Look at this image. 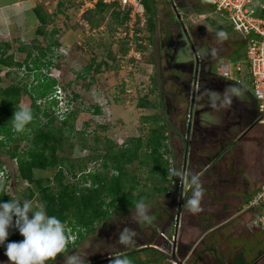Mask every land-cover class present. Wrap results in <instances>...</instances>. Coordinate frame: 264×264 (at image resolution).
<instances>
[{"label":"rangeland","instance_id":"1","mask_svg":"<svg viewBox=\"0 0 264 264\" xmlns=\"http://www.w3.org/2000/svg\"><path fill=\"white\" fill-rule=\"evenodd\" d=\"M257 1L264 2V0ZM35 3L36 6L41 5L52 16V21L45 27L46 34L44 36L33 35L35 30L40 27L36 18L34 21L37 25L28 31L23 21L15 18L12 19L8 30L0 29V42L7 41L12 44V50L8 54L13 55L17 62L25 61L27 56V53L19 51L22 45L29 44L30 46L36 45L38 48H47L52 40L60 43L59 47H54L47 54L45 61L52 63L48 69H43L42 72H47L49 78L55 79L65 91L67 98L73 100L72 108L77 113L76 132L83 133V138L87 142V147L83 148V141L77 134L65 143L64 150L60 152V155L69 158L75 164L85 162V172L102 170L101 159L95 162L90 161L89 158L103 156L105 147L109 144L108 141L117 144V146H125L126 142L133 138H146L151 122H144L142 118L159 115L163 119L169 120L170 123H175V127H178L177 130L181 133L173 141L172 128L168 129L170 153H167L168 157L166 158L168 159L171 155L178 170L183 169L186 149L188 148L189 151L194 149L192 160L189 157L187 174L199 177L205 188L201 207H206L204 201H206L207 207L210 206V209L203 208L200 211L202 215L204 214L202 229L212 226L214 223L215 225L220 223L224 218L221 213L222 203L215 202V200L218 201L217 196L214 201L210 198L212 193L215 195V190H210L211 193L206 191L220 185V177L217 174L219 170L223 171L221 168L226 167L224 163L227 161L226 159L215 161L213 165L216 164V169L203 171L207 162L205 157L216 153L218 148L209 143L205 146L202 145L198 128L210 126L218 128L220 131L224 128L225 108H212L208 91L212 90L219 94L223 86L209 78H204V81L199 85V94L196 96L194 109L196 111L204 109L202 112H209L200 113L198 118L200 126L197 128L194 139L191 129L188 127L193 85L190 89V96L186 98L185 95L180 94L181 87L173 82L176 71L171 67V64L167 63L166 54L172 53L167 48L169 40L182 34L180 40L182 45L177 48L178 52L175 57L177 63H197L196 52L200 54L201 62L208 63L211 68H214V65L218 63L225 62L229 64L234 79L223 80L227 82L234 80V84L241 85L244 89V97H248L247 92L253 95V88L246 72L238 74L235 71L236 65L241 61L246 63V47L237 45L243 41V37L239 35L240 31L236 23L222 18L203 0H152V7L156 12L152 19L153 29L151 30L149 25L150 13L145 9L148 23L142 33L143 36L134 38L137 43L133 40L132 43H129L119 36L122 32L129 33L128 21L124 26L117 24L112 19L110 11L97 17L93 26L85 20L84 14L94 8L96 0H35ZM173 3L177 4L179 11L175 9ZM59 4L61 5L58 6ZM197 4L204 6V14L194 10ZM177 14L181 16V21H178ZM30 16L35 17L33 12L30 13ZM24 20L28 21L29 19L25 18ZM185 30L201 33L203 38L193 41L192 37L184 32ZM220 30L228 34L227 40H217L216 32ZM213 48L217 50L215 56L210 55V50ZM125 49L127 50L126 54H124ZM33 53L34 56H37L39 51L35 49ZM88 67H91L89 72L85 70ZM25 68L23 66L4 68L1 73L3 78L1 86L8 87L21 82L22 85L25 83L37 85L35 74H27L22 70ZM146 98L150 106L139 107L140 101ZM31 104L30 97L24 93L20 101L21 107H30ZM42 107L44 108L45 105ZM97 107L101 109L98 114L95 112ZM50 111L54 112L52 108ZM193 119L195 121V116ZM183 123L187 125L188 131L183 128ZM241 132L239 129H233L230 134L233 137L232 140H235ZM219 133L221 135L222 132ZM248 136L250 138L235 143L237 144L235 154L237 158L240 152L243 154V159L249 167L247 177L250 179V184L255 180L256 183H259L258 190L264 181V148L262 150V146H259L260 138L264 137V130L258 126ZM15 137L20 138V135ZM27 143L29 141L25 140L20 143L21 150L28 148ZM9 146H13V144L10 143ZM237 158H235L236 167L240 166L238 160L241 159ZM7 162L10 165H15L14 161H11L5 153L4 148H0V164ZM133 167L138 168L139 164L135 163ZM224 170V174H226V169L224 168ZM54 175L55 172L51 170L36 172L38 179H52ZM136 175L142 184H147L148 188L152 187V182L146 179L149 172L137 170ZM67 176L72 183L80 180L77 177H71L70 174ZM241 180L240 178L234 188L235 191L240 192ZM188 184L189 181L186 182V186ZM169 185L171 184L169 183ZM27 186L29 184L19 178L12 179L7 184L6 190L16 196L23 194ZM230 190L224 195L228 196ZM218 193L220 192L218 191ZM178 201L179 198L176 196L175 198L170 194L159 196L154 193L152 201L148 203L150 215L153 217L151 224L137 223L138 218L134 215V209L126 214H114L106 225L98 226L95 233L89 235L77 248L64 254L61 258L55 257L48 264H67L68 258L72 256L85 258L89 264H107L106 258L111 260L133 250L156 246L148 245L152 239L156 240V244H163L164 241L159 237L160 233L166 231L171 234L173 232L174 217L178 212L176 209ZM173 210H175L174 213ZM167 211L172 213L171 222L168 221L171 223L169 227L167 224L161 225L159 219L163 212ZM258 216V211L250 210V224L254 221L257 224ZM241 226L240 223V228L243 227ZM125 227L132 228L137 232L136 243L131 247H125L118 243L119 232ZM240 228L239 225L229 223L206 235L205 243L200 245V250L204 251L205 245H212V247L208 246L209 254L204 257L203 264H234L240 254L239 249L241 255L247 260L250 259V264H252L251 261H255L258 253L264 249V232L256 234L258 229H254L250 225V235H247L245 234L247 232ZM131 257L138 259L136 255ZM90 260L93 261L90 262ZM0 264H10L6 255H0Z\"/></svg>","mask_w":264,"mask_h":264},{"label":"trees","instance_id":"2","mask_svg":"<svg viewBox=\"0 0 264 264\" xmlns=\"http://www.w3.org/2000/svg\"><path fill=\"white\" fill-rule=\"evenodd\" d=\"M151 1L142 0V3L147 12L150 13L149 25L152 30L154 27L152 19L156 12L152 7ZM194 10L198 13H205L202 4H197ZM106 11H110L112 19L121 26H124L129 20V12L121 11L119 4L116 2L111 4L98 2L92 10L84 14V18L93 26L97 17ZM32 12L40 23V27L35 30L33 35L44 36L46 34L44 31L45 27L52 21V16L41 5H37ZM178 16L179 14H177L178 21H181ZM189 34L193 41L194 39L203 38L201 33L193 30L189 31ZM239 35L242 36L241 34ZM242 37L243 41L237 45L245 46L247 49L250 37ZM59 46L60 43L54 40L51 41L47 48H38L36 45L30 46L29 44L22 45L19 51L27 53V56L25 61L17 62L13 55L8 54L12 50V44L7 41L0 42V136L3 137V140L0 141V148H4L10 159L14 158L17 160L18 171L16 179L19 178L29 184L23 194H17L16 196L10 194L5 188L0 189V201L8 202L10 199H26L33 201L34 206L42 203L49 215H56L66 224L73 227L74 230L79 229V238L76 244L66 245V249L58 254L57 258H61L64 254L70 253L77 248L89 235L95 233L98 226L106 225L114 214H126L134 209L136 201L142 199L148 204L152 201L154 193L159 196L170 193V176L168 173L170 163L166 157L167 153H170L168 129H173V124L159 115L142 118L144 122H151L146 138H133L128 140L125 146H117V144L108 141L109 144L105 147L103 156L89 158L90 161L95 162L101 159L102 170L82 174L78 182H70L68 174L76 178L78 172H85L86 167L85 162L75 164L69 158L60 155V152L64 150L65 143L77 134L83 141L82 147H87L83 133H78L75 129L77 113L73 111L64 121H59L58 117L55 116V112L50 111L54 102H51V105L45 108L38 104L40 99L50 96L57 84L55 79L43 74L42 70L48 69L52 63L51 61H45L47 54L54 47ZM35 49L39 51L37 56H34L33 53ZM126 53L127 50L125 49L124 54ZM239 58H241V55H239ZM30 64L33 65V68L29 67ZM22 66H27L30 72L37 71L35 72L37 85H28L26 83L22 85L21 82L14 83L8 87L1 86L3 81L1 73L4 68ZM215 66L211 68L212 74L215 72ZM85 70L89 72L91 67ZM212 74L209 73L208 69L202 70L201 83L204 78L210 79ZM174 77L176 80H173V82L181 87L180 94L185 95L186 98L190 96V89L195 79L194 73L188 71L176 72ZM24 93L32 101L30 108L33 113V120L24 132L18 133L12 128L11 118L14 111L21 108L20 101ZM138 106L147 108L150 103L146 98L141 100ZM95 112L98 114L101 109L97 107ZM16 135H20V138L15 137ZM23 140L29 141L26 150H21L20 148V143ZM10 143L13 146H9ZM7 147L9 148L6 149ZM135 163L139 164L138 168L133 167ZM48 170L55 172L52 179L36 178L37 171ZM137 170L149 172V176L146 179L152 182V187L148 188L147 184L141 183V180L136 175ZM170 216H172L170 211L163 212V215L159 217L161 225L167 224L169 226L166 220ZM21 240H23V237L19 231L14 227L10 228L9 237L5 245L0 246V255H5L8 242ZM152 244L157 245L159 243L156 244V240L152 239L148 245ZM124 255L130 257L134 264H170L169 260L161 252L151 247L137 251L133 250L130 253L119 256ZM133 255H136L138 259L131 257ZM111 260L107 264H111ZM243 260L241 259L238 264H246ZM87 264L89 263L87 262Z\"/></svg>","mask_w":264,"mask_h":264},{"label":"built area","instance_id":"3","mask_svg":"<svg viewBox=\"0 0 264 264\" xmlns=\"http://www.w3.org/2000/svg\"><path fill=\"white\" fill-rule=\"evenodd\" d=\"M98 2H103L105 4L116 2L119 4L121 11L129 12V20L127 23L129 33L122 32V34H119V36L122 39H125L127 42L129 41V43H132V40L137 43L134 38L143 36L142 33L145 31L148 23L145 7L142 3V0H96L95 4H97ZM204 2L210 5L215 13L220 15L222 18L235 22L242 36L250 37L245 54L246 63H242L241 61L236 65L235 71L238 74L246 72V75L248 76L253 88V96L258 104L260 124L264 127V2L257 0H204ZM174 7L177 11H179L176 3L174 4ZM196 56L197 61H200L201 57L198 52H196ZM23 67L27 68V66ZM29 67L33 68L31 64L29 65ZM26 68L25 70H22L27 72V74L33 75L35 74V72H37L36 70L30 72L28 71V68ZM43 74L48 75L47 72H43ZM215 74L222 79H234L229 64L225 62L218 63L215 66ZM48 77L50 76L48 75ZM194 88H199V82L197 81V79L194 81L193 89ZM51 102H54L52 109L54 110L55 115L60 121H64L71 112L75 111V109L72 108L73 100L67 98L65 91L59 84H56L50 96L40 99L38 101V104H40L41 106L45 105L46 107L51 105ZM1 140H3L2 136H0V141ZM168 160L170 163L169 169L173 167L177 169L171 155L169 156ZM11 161H14L15 165H10L8 164V162L0 164V189H6V186L10 182V180L16 179L18 163L14 158L11 159ZM13 167H15V170H13ZM89 172L93 171L89 170L88 172L78 174V180L80 179L82 174H88ZM169 180L171 184V192L180 193L182 189L186 188V185H182V178L170 176ZM246 209L251 211H258L259 216L257 218V225L260 228L264 229V181L258 191L248 201ZM174 218V231L171 234H168L166 231H164L161 232L159 236L164 242H168L171 246L178 242L177 232L181 227L179 218H177L176 216ZM66 227L68 241L67 245L76 244L79 238V229L74 230V228L69 226L68 224H66ZM154 247L157 248L158 251L162 250L158 246ZM182 261L184 264H188V258L182 259ZM169 263L176 264L175 262H172L170 260Z\"/></svg>","mask_w":264,"mask_h":264},{"label":"clouds","instance_id":"4","mask_svg":"<svg viewBox=\"0 0 264 264\" xmlns=\"http://www.w3.org/2000/svg\"><path fill=\"white\" fill-rule=\"evenodd\" d=\"M218 41L228 39V34L223 31L216 32ZM216 49L210 50V55H216ZM209 91V101L212 108H230L233 99L239 98L244 89L239 84L229 85L223 93L217 94ZM33 120V113L30 107H21L15 110L11 118L12 128L15 132H24ZM169 176L183 178L189 175V190L191 195L185 201L184 206L189 212L195 214L200 212L201 202L205 195V188L198 176L193 174H182L175 167L168 170ZM134 215L137 223L151 224L153 217L150 215L148 204L144 200L134 203ZM15 228L23 237L21 241L8 242L5 255L10 264H48L50 260L62 253L67 245L66 223L56 215H49L46 207L41 203L34 206L33 201L10 199L8 202L0 201V246L5 245L9 237V229ZM137 232L125 227L118 235V243L131 247L136 243ZM67 264H87L85 258L72 256ZM111 264H134V261L124 255L116 256Z\"/></svg>","mask_w":264,"mask_h":264},{"label":"flooded vegetation","instance_id":"5","mask_svg":"<svg viewBox=\"0 0 264 264\" xmlns=\"http://www.w3.org/2000/svg\"><path fill=\"white\" fill-rule=\"evenodd\" d=\"M187 35L189 34L188 31H184ZM190 36V34L188 35ZM182 38V34L178 35V37H176L175 39L169 40L168 44H167V48L171 50V54L167 53L166 54V59H167V63L171 64V67H173V69L178 72V73H182V72H190L189 66L185 69V70H181V69H177L176 68V60H175V49L178 48L180 46V44L182 43L180 40ZM196 64V63H195ZM196 68H197V73H194V81L197 79V81L199 82V85L201 84V73L202 70H209V73H211V67L208 63H204L201 62L200 60V64H196ZM176 75V74H175ZM177 78V77H176ZM213 79V82L220 84L223 86V89L221 90V93H223V91L225 90L226 87H228L229 85H234L235 82H227L225 80H223L222 78L216 76L215 72L211 75V78ZM173 80H176L175 77H173ZM194 81H193V87H194ZM227 82V83H226ZM195 89V88H194ZM193 91V88H192ZM196 92H199V88L196 89ZM248 97H244L243 93L241 94V96L239 98H234L233 99V103L231 105L230 108L227 107H223L224 109V122H225V126L224 128L220 131V129L215 128V127H206V128H200V124H199V116L200 113L203 110H198L197 111L195 109L190 111L189 114V123H188V127L191 129V134L193 135V138L195 139L196 137V131L197 128L200 131L201 134V144L204 146L209 143L212 146H216L218 148L217 152L212 154V155H207L205 157V159L207 160L206 162V167L203 169L204 172L209 171L210 169H216L215 166L216 164L213 165V163L215 161H221L223 159H226V167H223L218 171V176L220 177V185L219 186H214L213 188H210L209 192L215 190L214 192L216 194H218V191L220 192L221 195H224L226 192L228 193V191L230 190L229 194L232 192H235V187L237 186V184L239 183L240 178L242 179L240 181V193L243 195H247L250 197H252L258 188L259 183H256V180L250 184V179L247 177L248 174V165L245 163L244 159H243V154L240 152L238 158L240 160H238L240 163H238V167H236V161L235 158H237L236 156V152H237V144H235L236 142L239 143L240 141H244L245 138H250V136H248L252 131H254L256 129V127H261L264 130V127L260 124V113H259V109H258V104L257 101L255 100L254 96L251 95L250 93H248ZM194 108H195V104H194ZM217 109H219L220 107H216ZM214 108V109H216ZM207 109V108H206ZM208 113L209 111H205L202 113ZM195 114V115H194ZM195 116V121L193 119V117ZM233 129L235 130H240L242 131L241 134H239L235 140H232L233 137L232 135H230L233 131ZM219 132H222L221 135ZM255 140V139H254ZM239 141V142H238ZM259 146H262V150L264 148V137L260 138L259 140ZM194 149H191V151H189L190 153V160L192 155H193ZM264 155V153H263ZM237 158V159H238ZM223 164V165H224ZM213 165V166H212ZM263 165H264V160H263ZM226 169V174H224ZM202 174V173H201ZM200 174V175H201ZM189 176V175H188ZM222 178V179H221ZM249 179V180H248ZM188 181V180H187ZM189 185V184H188ZM226 189V190H225ZM211 190V191H210ZM232 191V192H231ZM190 190L188 189V192L186 193L187 195H189ZM264 255V252L260 255V258ZM262 264H264V261L262 262Z\"/></svg>","mask_w":264,"mask_h":264},{"label":"crops","instance_id":"6","mask_svg":"<svg viewBox=\"0 0 264 264\" xmlns=\"http://www.w3.org/2000/svg\"><path fill=\"white\" fill-rule=\"evenodd\" d=\"M35 7H36L35 0H0V29L8 30L10 28V25L12 24V19L15 18H17L18 20L20 19L19 21H23V24L27 26V31L34 28L37 24H35L34 21L35 17H31L30 13L33 11ZM25 18H28L29 20L25 21L24 20ZM175 126H176L175 123H173V129H172V132L174 134L173 141L177 139V136L180 133L177 130L178 127ZM182 126L183 128L187 129V125H185V123H183ZM180 172L182 173V170ZM182 185H186V181L184 182V184L182 182ZM188 189H189V185H187L186 188L184 189L186 193L188 192ZM169 194L173 195L174 198L175 196L179 198L178 192H170ZM190 195L191 193H189V195L186 194L185 201ZM210 198H212L213 201L216 198L218 201L215 200V202L222 203L221 213L223 214L224 218L221 219L220 223H216V225L214 223L212 226H208V227L206 226L205 229H202L204 214L202 215V212H199L198 214H193L189 212L188 209L184 206L185 201L182 204L180 217H179V222L181 224V227L177 232L178 233L177 245L179 246L180 257L182 259L188 258V264H203L204 257L208 256L209 254L208 252V250H210L209 247L210 248L212 247V245H205L204 251L200 250V245H204L205 243L204 238L206 237V235H209L211 232H214L215 230L229 223L239 225V228L241 223L243 227L241 226L242 228L240 229L242 231L247 232L245 233L247 235H250V225L252 228L254 227V229H258L256 234L260 232H264V229L260 228L255 223V221L250 224V210L246 209L247 202L251 198L250 195L245 196L240 192L235 191L228 194V196L221 195L220 193L218 194L215 193L214 195L212 193L210 195ZM204 199L207 200L209 198H204ZM205 202L206 201H204V205L206 207L203 208L210 209V206L207 207V203ZM203 208L201 207V209ZM176 209L178 211L179 203H177ZM174 211L175 210H173V213ZM171 218L172 216L168 217L166 222L168 221L171 222ZM170 222H168L169 226L171 224ZM263 250L258 253V256L255 259V261H251L252 263L254 262L253 264H255V262L260 260V255L264 252ZM239 251L240 254H238L234 264H238L241 262V260H239V257H241V259H244L243 262H245L246 264H250L249 261L250 259L247 260L246 257L244 258V256L241 255L240 249Z\"/></svg>","mask_w":264,"mask_h":264},{"label":"water","instance_id":"7","mask_svg":"<svg viewBox=\"0 0 264 264\" xmlns=\"http://www.w3.org/2000/svg\"><path fill=\"white\" fill-rule=\"evenodd\" d=\"M179 19H181V16H178ZM178 50L177 48L175 49V56L177 54ZM196 64H200V61H197ZM196 64L195 63H191V64H183V63H177L176 64V68L177 69H181V70H185L188 66L190 69V72H196L197 73V68H196ZM199 94V92H196V89H193L192 92V105H191V110L194 109V104H195V99L196 96ZM189 149L187 148L185 151V158H184V163H183V169H182V174L186 173L187 174V168H188V163H189ZM190 177L188 175H184L182 178V182L184 184V182L186 180L189 181ZM185 197H186V192L184 189L181 190V192L179 193V210L178 213L176 215L177 218L180 217V212H181V207L182 204L185 201ZM156 246L160 247L162 250L159 251L162 253V255L167 258L168 260L175 262L176 264H184L182 261V258L179 255V246L176 244H174L173 246H171L168 242H164L163 244H157ZM148 248V247H146ZM151 248H155L154 246H151ZM156 250H158L157 248H155ZM110 258H106V263H109ZM264 261V255L260 258V260H258L257 262H255V264H262V262Z\"/></svg>","mask_w":264,"mask_h":264}]
</instances>
